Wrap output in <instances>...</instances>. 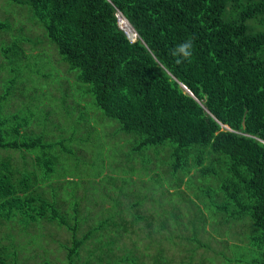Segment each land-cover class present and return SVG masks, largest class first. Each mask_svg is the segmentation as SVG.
Segmentation results:
<instances>
[{
  "label": "trees",
  "instance_id": "obj_1",
  "mask_svg": "<svg viewBox=\"0 0 264 264\" xmlns=\"http://www.w3.org/2000/svg\"><path fill=\"white\" fill-rule=\"evenodd\" d=\"M10 1L25 8L45 36L29 38L24 25L0 17L2 39L17 28L26 31L0 42V225H17L34 252L42 244L29 233L31 224L63 227L64 264H196L192 255L207 250L210 264L215 255L218 264H264V0ZM118 13L134 29L136 35L119 18L132 40L118 26ZM45 37L62 69L49 60V50L44 55ZM185 40L193 41V55L177 63L172 50ZM53 75L65 77L63 87L51 82ZM64 90L91 94L118 129L138 138L137 154L125 159L140 155L135 176L120 177V184L131 181L126 190L78 189L88 174L107 183L117 177L108 173L114 166L107 153L93 154L91 141L74 138L72 129L49 138L56 109L51 101ZM145 145H159L165 158ZM138 173L150 179L148 193L163 188V209L177 217L176 227L171 217L143 210ZM173 191L187 201L186 210H172ZM212 198L230 208L218 217L208 210V223L200 205ZM96 204L94 219L79 208L91 211ZM174 233L188 242L177 255ZM211 240L226 249L243 241L252 255L232 260ZM18 245L22 250L13 233L7 244L0 242V264H19Z\"/></svg>",
  "mask_w": 264,
  "mask_h": 264
},
{
  "label": "rangeland",
  "instance_id": "obj_2",
  "mask_svg": "<svg viewBox=\"0 0 264 264\" xmlns=\"http://www.w3.org/2000/svg\"><path fill=\"white\" fill-rule=\"evenodd\" d=\"M18 4H14L10 0H0V17L5 18L7 16H11L9 18L12 21V25L18 26L21 25L25 28H28V34L29 38H32L36 34H43V28L39 23H36L33 19H31L28 14L26 16L22 13L25 8H20ZM28 18L30 20L28 21ZM120 20L126 24L128 21L120 15ZM23 23H22V22ZM39 24V25H38ZM28 25V27L26 26ZM130 25V24H128ZM130 27V26H129ZM133 29V28H132ZM134 31V29H133ZM26 31L21 32L17 28V33L15 35L11 34L7 37L12 36L9 40L7 38L2 39L0 37V42H12L13 39L19 38L21 34H25ZM36 33V34H34ZM135 33V32H134ZM44 35V34H43ZM45 36V35H44ZM47 40L44 41L41 44V49L44 51V55L48 54L49 50V60L52 63H55L56 66L59 69H62L65 65L64 63L59 59L58 53L55 51V49L50 45L49 48V42H51L47 37H45ZM29 42V41H25ZM48 42V43H45ZM24 46H28V44H25ZM49 48V49H48ZM54 80L57 81H51V82H59L60 87L62 86V82L64 81L65 77H57L55 75L52 76ZM34 78V77H33ZM67 81V80H65ZM53 86V84H52ZM15 91V90H12ZM83 92V91H82ZM74 92L72 90H64L62 91L57 97H54L51 101V103L56 107L55 111L52 114L54 123H51L53 127H49V138H55L57 133L60 132L61 135H68L69 131L72 129L74 133L71 135L74 138H80L83 137L85 140H88V142L91 141V149L93 154H98L100 150L102 149L105 153H107V156L109 157V162L113 164V171L108 172L113 174L115 177L112 181L109 183L106 182V179L103 178L102 174L97 178L96 176H90V174L87 175V177H84L80 179L77 182V185L79 186V190H81L83 187H93V188H99L100 191L103 193L105 191V188L109 187L110 190L115 194L118 192V189H125L128 188L131 185V181L124 182L122 184L120 181V177L128 178L131 176H135V173L133 172V169L136 167V164L140 161V155L135 159L133 158L131 161L125 160L128 156H135L138 152L137 147L135 146L136 141L138 138H136L132 133L125 132L121 129H118V122L111 118L104 113H102L101 109L96 105V103L93 101V97L90 94H87L85 92ZM10 97H6L3 99L4 105L8 104ZM80 99H84L82 104L78 107L77 103ZM42 103L49 104L45 98L40 99ZM72 101H75V103H72ZM55 125H58V128L55 127ZM52 130V131H51ZM66 130V131H63ZM104 142V144H103ZM103 144V147H102ZM134 148V152H130V149ZM144 148H151L153 150L154 148L158 149L157 159L163 160L165 158L162 148H160L159 145H145ZM125 160V162H124ZM115 162H118L117 164H114ZM116 165V166H115ZM136 179L134 180L137 188L138 183L140 180L142 181V185H145L144 187L140 188V191H144L145 193L142 194L141 202H143V210L152 209L158 217L162 215L160 218L167 219L168 217H171L170 215H167L164 211V207H166L168 201L165 191L163 188H157L152 193H148L146 190L147 184L150 182V179L147 176H142L140 173L136 174ZM75 177H73L74 179ZM99 179L97 182H93V180ZM163 179L161 176L160 180ZM119 185H121L119 187ZM165 185V184H161ZM169 190H174V188H169ZM164 193V194H163ZM176 192L173 191L170 195H172L171 200L173 203L172 210L177 211L180 209V206L183 207V209H187V206L185 205V202L181 200L178 196L175 194ZM188 195L191 196V193L188 192ZM176 201V202H174ZM222 203V200L220 198H212L207 201L205 206L203 207L202 204L201 210L203 211L204 215L208 216V210L210 211V216H221L222 215V209L227 207L230 208L229 205L225 204L224 207H222L220 204ZM108 205V202H103L101 204V207H105ZM79 208L83 212H88L90 218L94 219L96 215L93 213V211L99 209V205L92 206V210L89 211L87 208H85L83 205H79ZM145 208V209H144ZM188 211H191V208L189 207ZM147 212V211H146ZM185 217V216H184ZM156 218V217H155ZM208 223L210 222V218H207ZM213 221V219H212ZM158 222L153 223V227L156 228ZM177 223V217H171V224L173 227H176ZM35 224H31V227L28 228L29 233L36 234L41 239L42 246L37 249V251H33L34 248L31 247L30 250L28 249V245H25L26 242V235L23 233H20L17 231V225L13 228H6L4 225H0V242L3 244H7L10 239V233H13L15 237L19 240V243H23L22 250L17 249V256L19 264H39L41 261L45 260L47 264H64V261L62 260L63 255V248L61 246V243H66L68 239V233L67 231L61 227L56 226L54 224L48 223L44 228H35ZM217 226V224H216ZM226 226V223H223V227ZM222 227V226H220ZM82 229V228H81ZM80 229V230H81ZM240 229L239 226L236 230ZM225 235L227 234V228L225 230H221ZM164 233V229H160L159 233H156L158 236H160ZM173 241L175 242L174 248L172 252H175L177 255L179 253V248L185 247L188 242H186L182 238L176 237L174 233ZM52 238V239H51ZM143 240V239H142ZM163 243L167 245V241L165 239H161ZM239 245L237 244H229L228 249L222 247L215 243L214 241H210L211 246H215L216 248L222 249L223 252L228 254L231 259L235 258H249L252 254L249 251L247 247H244L245 244L243 241L236 240ZM136 242L140 244V239H136ZM126 244L129 243L128 240L125 242ZM192 247V246H191ZM190 248V247H189ZM201 249V248H200ZM229 250V251H228ZM37 254V255H32ZM212 252L210 250H207V252L203 253L201 256H198L199 254L194 253L192 255V260H197L196 264H210L211 257L210 255ZM215 255L214 260L215 263L218 264L221 260V257ZM223 257V256H222ZM223 261L224 258H223ZM234 264H237V262L232 261Z\"/></svg>",
  "mask_w": 264,
  "mask_h": 264
},
{
  "label": "clouds",
  "instance_id": "obj_3",
  "mask_svg": "<svg viewBox=\"0 0 264 264\" xmlns=\"http://www.w3.org/2000/svg\"><path fill=\"white\" fill-rule=\"evenodd\" d=\"M116 15H117V23H118V14ZM193 47L194 46L192 40H185L177 44L172 50V55L180 58L177 60V63L189 59L193 55Z\"/></svg>",
  "mask_w": 264,
  "mask_h": 264
},
{
  "label": "bare ground",
  "instance_id": "obj_4",
  "mask_svg": "<svg viewBox=\"0 0 264 264\" xmlns=\"http://www.w3.org/2000/svg\"><path fill=\"white\" fill-rule=\"evenodd\" d=\"M120 15H121V14L118 13V22H119ZM126 24H129V23L127 22ZM118 25H119V23H118ZM129 26H131V25H129ZM129 26H128V29H129L130 33L133 34V35H136V34L134 33L133 29L130 28ZM131 27H132V26H131Z\"/></svg>",
  "mask_w": 264,
  "mask_h": 264
},
{
  "label": "water",
  "instance_id": "obj_5",
  "mask_svg": "<svg viewBox=\"0 0 264 264\" xmlns=\"http://www.w3.org/2000/svg\"><path fill=\"white\" fill-rule=\"evenodd\" d=\"M119 26V25H118ZM120 27V26H119ZM121 28V27H120ZM122 29V28H121ZM123 30V29H122ZM124 34L126 35L127 38L129 39H133L134 37H131L130 35H128L124 30H123ZM135 32V31H134Z\"/></svg>",
  "mask_w": 264,
  "mask_h": 264
}]
</instances>
